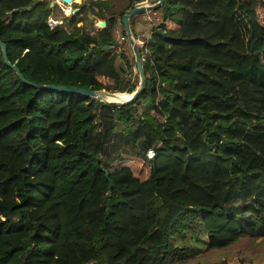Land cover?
Wrapping results in <instances>:
<instances>
[{
	"label": "trees",
	"instance_id": "obj_1",
	"mask_svg": "<svg viewBox=\"0 0 264 264\" xmlns=\"http://www.w3.org/2000/svg\"><path fill=\"white\" fill-rule=\"evenodd\" d=\"M49 5L0 0L9 64L33 84L133 94L123 45L104 50L118 24L125 37V13L106 19L96 0L50 29ZM87 12L106 23L94 36L78 27ZM155 13L143 90L122 106L30 87L0 49V264H180L204 236L225 249L262 235L264 0H164ZM96 107L110 110L101 138ZM116 124L139 154L104 164Z\"/></svg>",
	"mask_w": 264,
	"mask_h": 264
},
{
	"label": "rangeland",
	"instance_id": "obj_2",
	"mask_svg": "<svg viewBox=\"0 0 264 264\" xmlns=\"http://www.w3.org/2000/svg\"><path fill=\"white\" fill-rule=\"evenodd\" d=\"M51 1V0H49ZM79 1V0H78ZM92 2V0H87ZM99 1V0H98ZM239 2L241 0H238ZM127 0H107L103 3L102 7L106 8L109 7V14L116 13L119 14L122 12L123 7H125ZM76 7V6H75ZM74 8H70L68 10H73ZM56 12V11H53ZM62 17L65 18L62 20L69 19V16L66 15L65 12H61ZM53 17L56 16L53 13ZM157 15L160 17L159 13ZM240 20L241 28L244 34L247 33V21L240 17L238 14L236 16ZM97 18L94 16L87 15V23L83 24L84 29L90 35H96L100 31L103 30L102 27L98 25V22H94ZM48 23H50L48 21ZM51 24V23H50ZM57 27V25H56ZM62 27V26H60ZM121 30V27H120ZM69 32V30H67ZM133 33V32H132ZM135 33V32H134ZM134 35V34H133ZM118 44L123 45L124 56H126L128 60L127 68L124 67L122 63H120V58L117 59V67L120 68L124 73L125 83L130 85H136V89L139 87V79L138 73L136 70L135 61L132 55V52L128 46L127 41L118 42ZM138 80V82H137ZM107 88V92H111L113 87L110 84H105ZM106 91V90H104ZM112 93V92H111ZM117 93V92H115ZM124 95L120 94L119 96ZM107 102L115 101L110 98L106 99ZM103 104H108L106 102H100ZM147 106V105H146ZM96 124L94 129V134L101 138L106 130L110 128V123H107L105 119L102 117L110 113V110L106 107H96ZM117 125V124H116ZM114 129V130H113ZM111 131V137L108 139L105 144L103 145L102 151V161L104 164L110 161L114 157H116L121 152L131 153L132 155L138 156L139 152L138 149L140 147V143L136 146L137 148H133L127 136L124 134L122 127L118 124L115 126ZM241 203H235L231 208L236 210L235 212L240 218L251 217L252 221L257 220L258 215L255 211H248L246 214H241ZM230 208H228L229 210ZM262 218H264V214H262ZM258 228L262 229V235L259 237L250 236L246 233H243L242 237L236 243L230 245L225 249H210L205 240V236L201 241V244L196 245L195 253H193L190 257L186 260L180 262V264H264V224H259L257 222H253ZM183 243H178V245H182ZM187 245L190 244V240L187 241Z\"/></svg>",
	"mask_w": 264,
	"mask_h": 264
},
{
	"label": "water",
	"instance_id": "obj_3",
	"mask_svg": "<svg viewBox=\"0 0 264 264\" xmlns=\"http://www.w3.org/2000/svg\"><path fill=\"white\" fill-rule=\"evenodd\" d=\"M59 2L62 3L64 6H71L72 4L75 3V0H59ZM36 4H37V1L34 2V5H36ZM163 4H164V0H157V3L153 4L152 6H133L131 9L126 11L125 14L122 16L121 22H122V26H123V31L125 33V37L127 39L128 46L132 52V55H133V58L135 61V65H136V70L138 73V78H139V87L126 100L122 99L119 96L120 95L119 93H111V92H106V91L83 90V89H78V88H73V87L46 86V85H38V84H33L30 82H27L22 77V75L18 71V69L15 66L9 64L8 59H7V55H6L5 46L0 43V49L2 51L4 63L7 66H9L11 69H13V71L16 73L18 78L24 84H26L30 87L39 89V90H49V91H56V92L72 93V94L81 95L83 97H89V98L95 99L98 102H106L108 104H114V105H119V106L128 104V103L132 102L133 100H135V98L139 95V93H141V91L143 90L144 81H145L143 68H142L141 55H140L137 43L135 42L133 35H132V32L130 30L129 20L132 18L138 17V16H142V15L149 14L151 12H155L158 9L162 8ZM54 6H55V1L50 2L49 8L52 9ZM30 9L31 8H28L27 10L30 11ZM76 12H77L76 9L65 11L66 15H68V16L75 15ZM98 25L100 27H102L103 29L106 27L105 22H99ZM116 46H117V42L115 40H113L109 46L104 48V50L107 51V50H110ZM108 98L115 100V101L107 102L106 99H108ZM105 176H106V179L109 183V188H112V186H113L112 181L107 177V174Z\"/></svg>",
	"mask_w": 264,
	"mask_h": 264
},
{
	"label": "crops",
	"instance_id": "obj_4",
	"mask_svg": "<svg viewBox=\"0 0 264 264\" xmlns=\"http://www.w3.org/2000/svg\"><path fill=\"white\" fill-rule=\"evenodd\" d=\"M52 1H55V6L52 8V10L53 11H56V12H53V13H55L56 14V16L55 17H53V15L54 14H52L51 15V18L49 19V22L50 23H52L53 21H55V22H58V27H60V26H64V21L62 22V20L63 19H65V18H63L62 17V13L61 12H65L66 10H68L69 9V7L72 9V8H74L73 10H77V12H76V14L80 11V8L82 7V6H85L86 8H88V6H89V4L91 3H89V1L87 2V0H80V2L79 3H74V4H72L71 6H64L62 3H60L58 0H51L50 2H52ZM96 0H92V2H95ZM107 0H101V2H106ZM132 3V4H131ZM136 3V1L135 0H127V2H126V4H125V7H123V9H122V12H126V11H128L129 9H131L133 6H134V4ZM76 6V7H75ZM50 9V8H49ZM109 7H106V8H104V7H102L101 8V11H102V14H103V16H104V18H106V19H109L110 17H112L113 15H115L116 13H112V14H109L108 12H109ZM94 12L95 13H98L99 12V9L98 8H95L94 9ZM121 12V13H122ZM89 14V16H94L93 15V13H90V12H87L86 14H82L80 17L81 18H84V22L82 23V24H78V27H81V26H83V24H85V23H87V15ZM71 16H74V15H70L69 16V18L71 17ZM95 17V16H94ZM141 19H142V16H138V17H136V20H135V26H133V28L130 26V30H131V32L133 31V33H134V35H136L137 33H138V31L141 29ZM68 20H65V23L67 22ZM59 22H61V24H59ZM94 22H104V21H102V20H100V19H96ZM84 27V26H83ZM115 31H120V26H119V24H118V26L114 29V32ZM113 32V36H114V40L118 43L119 42V38H120V33H118V34H116V33H114ZM133 33H132V35H133ZM124 52V51H123ZM120 63H122L121 62V60H120Z\"/></svg>",
	"mask_w": 264,
	"mask_h": 264
},
{
	"label": "built area",
	"instance_id": "obj_5",
	"mask_svg": "<svg viewBox=\"0 0 264 264\" xmlns=\"http://www.w3.org/2000/svg\"><path fill=\"white\" fill-rule=\"evenodd\" d=\"M59 1V0H58ZM136 3L134 6H152L153 4L157 3V0H135ZM160 22V17L155 12H151L146 15H142L141 19V29L138 31V33L133 36L135 42L137 43L138 48L145 47L147 41L152 36V28H155L158 23ZM61 24V22H59ZM58 27V22L53 21L51 24L48 23V27L50 29H54L55 27ZM114 32V31H113ZM114 33L118 34L120 33V42L127 41L126 37L122 34V30L115 31ZM144 53H147L146 51Z\"/></svg>",
	"mask_w": 264,
	"mask_h": 264
},
{
	"label": "bare ground",
	"instance_id": "obj_6",
	"mask_svg": "<svg viewBox=\"0 0 264 264\" xmlns=\"http://www.w3.org/2000/svg\"><path fill=\"white\" fill-rule=\"evenodd\" d=\"M80 1H78V0H75V3H79ZM122 99H128L129 98V96H126L125 94L124 95H121L120 96Z\"/></svg>",
	"mask_w": 264,
	"mask_h": 264
}]
</instances>
